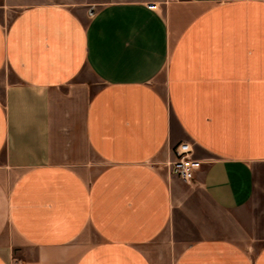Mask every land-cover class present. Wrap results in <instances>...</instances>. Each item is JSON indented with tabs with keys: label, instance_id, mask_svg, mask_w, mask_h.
<instances>
[{
	"label": "crops",
	"instance_id": "0c3cea01",
	"mask_svg": "<svg viewBox=\"0 0 264 264\" xmlns=\"http://www.w3.org/2000/svg\"><path fill=\"white\" fill-rule=\"evenodd\" d=\"M0 264H264V0H0Z\"/></svg>",
	"mask_w": 264,
	"mask_h": 264
},
{
	"label": "built area",
	"instance_id": "2783aa9c",
	"mask_svg": "<svg viewBox=\"0 0 264 264\" xmlns=\"http://www.w3.org/2000/svg\"><path fill=\"white\" fill-rule=\"evenodd\" d=\"M89 13L92 16L94 9H90ZM174 154V160L169 163L170 172L186 182L194 180L197 172L202 168L203 161L195 156L193 145L189 142H181L175 146Z\"/></svg>",
	"mask_w": 264,
	"mask_h": 264
},
{
	"label": "rangeland",
	"instance_id": "374dc122",
	"mask_svg": "<svg viewBox=\"0 0 264 264\" xmlns=\"http://www.w3.org/2000/svg\"><path fill=\"white\" fill-rule=\"evenodd\" d=\"M195 236H197V235H195L193 233H184L183 235L177 234V238H182L184 240L176 243L177 247L175 248V254L180 252L181 249L188 243V241H186V240H188L190 238H194Z\"/></svg>",
	"mask_w": 264,
	"mask_h": 264
}]
</instances>
